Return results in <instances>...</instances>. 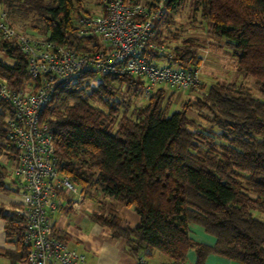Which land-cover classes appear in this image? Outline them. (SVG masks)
<instances>
[{
	"label": "trees",
	"instance_id": "1",
	"mask_svg": "<svg viewBox=\"0 0 264 264\" xmlns=\"http://www.w3.org/2000/svg\"><path fill=\"white\" fill-rule=\"evenodd\" d=\"M6 1L0 3L10 6ZM25 1L42 21V37L86 49L91 37L78 36L75 25L78 16L92 14L82 0ZM156 1L126 0L148 5ZM182 2L164 0V10L174 12ZM197 4L211 34L232 47L238 70L254 79L256 96L243 83L202 82L190 88L198 93L193 99L168 112L173 93L166 96L162 87L143 98L140 77L102 74L95 82L96 75L85 72L55 86L42 119L53 137L59 173L79 193L99 196V205L108 198L137 215L134 227L122 226L113 208L90 216L111 238L123 239L126 252L136 260L155 252L165 258L159 264H180L191 249V264H206L209 254L240 264H264V221L253 215H264V0ZM158 36L155 32L144 45L145 59L154 63L166 57L175 68L198 69L201 57L195 40L183 38L177 45L164 46ZM149 42L164 50L151 49ZM2 48L10 62L0 58V77L20 89L28 77L26 55L12 42L0 40ZM191 108L208 128L188 116ZM8 109L0 101L3 190L10 172L1 158L13 161L17 152L4 129ZM0 216L6 242L12 246L0 248V255L10 264L22 263L27 252L24 219L2 205ZM190 224L212 236L213 244L194 240ZM54 235L66 242L63 231L55 230Z\"/></svg>",
	"mask_w": 264,
	"mask_h": 264
},
{
	"label": "built area",
	"instance_id": "2",
	"mask_svg": "<svg viewBox=\"0 0 264 264\" xmlns=\"http://www.w3.org/2000/svg\"><path fill=\"white\" fill-rule=\"evenodd\" d=\"M102 7L99 14H82L75 19L76 33L91 37L94 44L85 50L64 41L31 37L18 32L0 9V40L12 42L26 55L27 79L20 89L11 88L0 77V101L7 110L3 122L6 138L16 148L15 160L7 162L16 195L17 214L25 222L23 242L25 260L16 264H83L85 255L68 247L53 234L50 215L57 209L61 190L76 192L71 181L61 175L53 137L42 113L58 83L92 72L96 80L102 74L130 75L144 80L143 98L162 84L179 93L199 84L197 68H173L145 59L141 52L155 34V23L164 12V0L151 5L126 0H94ZM149 47L164 50L149 42ZM0 51L5 52V48ZM145 264L144 257L137 258ZM183 264V263H180Z\"/></svg>",
	"mask_w": 264,
	"mask_h": 264
},
{
	"label": "rangeland",
	"instance_id": "3",
	"mask_svg": "<svg viewBox=\"0 0 264 264\" xmlns=\"http://www.w3.org/2000/svg\"><path fill=\"white\" fill-rule=\"evenodd\" d=\"M42 1L47 2L50 0ZM82 1L84 6L87 7L92 14H99L102 12V7L98 2L94 0ZM6 2L10 3V6L5 3L6 7L4 3H0V9L6 11L7 21L10 22V24L18 32L31 37L43 36L42 21L39 19V16L35 13V11L30 9V5L25 0H8ZM155 32L159 33L158 38L164 46L167 44H170L171 46L177 45L183 38L195 40L194 43L199 45L198 53L202 56L198 70L199 84L203 82L206 86H208L214 82L243 83L255 96L257 95L254 79L251 76H244V74L238 70L235 57L232 53V47L226 44L224 38L215 37L211 34L210 23L203 16L202 8L197 4V0H183L182 4L174 12L164 10L162 17L155 23ZM173 34H175V39L172 38ZM94 41L95 40L91 38V41L88 44L92 45L94 44ZM0 58L10 62V59L6 57L2 51H0ZM154 63L158 65H170L173 68L176 67L174 64H169L166 57L162 59H155ZM90 84L91 87L95 85L93 82H90ZM161 87L165 89L166 96L172 92V89L165 84H162ZM178 93L180 96L179 99L172 97V102L168 108V112L179 109L178 105L181 101H185L188 98L193 99V97L198 94L197 91H193L190 88ZM138 101L140 102V100ZM94 104L103 108V106L98 103ZM126 110L128 113L131 108L129 107ZM187 114L192 119H195L199 124L208 128L207 122L198 117L194 108L189 109ZM110 131L113 132L114 127L111 128ZM1 161L9 170V166L4 161V157L1 158ZM4 185L9 188L12 187L13 182L11 180L10 173L4 179ZM0 190H3V188H0ZM66 192L71 199H76L79 191ZM84 202H86V200ZM106 206L107 205H105L104 208L100 207L99 210L102 208L103 211L108 212L109 209H112V207H108V209ZM115 206L116 207L112 209V212L121 216L122 214L119 212L121 205L115 204ZM253 215L264 221V215H260L255 211L253 212ZM159 256L161 257L160 262H162L165 258L161 254H159ZM146 261L148 263L151 262L148 257L146 258ZM6 264H8V262Z\"/></svg>",
	"mask_w": 264,
	"mask_h": 264
},
{
	"label": "crops",
	"instance_id": "4",
	"mask_svg": "<svg viewBox=\"0 0 264 264\" xmlns=\"http://www.w3.org/2000/svg\"><path fill=\"white\" fill-rule=\"evenodd\" d=\"M201 60L202 56L200 55ZM200 67V65H199ZM198 67V70H199ZM202 83V82H201ZM204 84V83H202ZM4 190H0V205L7 212L17 214L18 205L16 195L9 187L4 185ZM78 189H76V192ZM100 197L96 195H83L78 192L76 199H71L65 190H61L55 198L58 204L57 209L50 215L53 223V234L55 230L66 233L67 245L85 255L83 264H136V259L130 256L125 250L123 239H113L108 230L91 220V214L99 210L100 207H116L108 198H102V204H98ZM86 200V202H84ZM9 207V208H8ZM118 207V206H117ZM109 209V208H108ZM122 226L134 227L138 224V217L131 208L121 206L120 211ZM190 236L199 242L212 245L214 238L204 232L195 224H190ZM0 248H12L6 242L4 232V220L0 216ZM145 260V264H159L161 257L157 253L148 256L150 263ZM195 259L193 250H188L186 260L183 264H191ZM153 261V262H152ZM10 264L9 259L0 255V264ZM206 264H240L227 258L209 254L205 260Z\"/></svg>",
	"mask_w": 264,
	"mask_h": 264
}]
</instances>
